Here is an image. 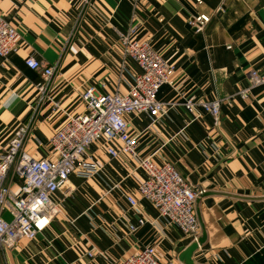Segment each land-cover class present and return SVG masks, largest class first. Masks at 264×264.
I'll return each instance as SVG.
<instances>
[{"label": "crops", "instance_id": "obj_1", "mask_svg": "<svg viewBox=\"0 0 264 264\" xmlns=\"http://www.w3.org/2000/svg\"><path fill=\"white\" fill-rule=\"evenodd\" d=\"M224 3L216 13L222 0H0V13L20 35L17 50L0 57V146L32 119L26 150L48 157L52 134L68 116L85 111L86 87L126 93L140 69L125 54L121 36L135 31L176 67L174 84L158 95L171 104L168 113L157 122L146 113L126 118L142 155L159 164L170 161L204 191L196 212L205 241L193 254L195 263L264 264V87L252 86L248 76L252 68L264 71V0ZM200 12L213 16L196 32L189 19ZM29 56L58 66L46 96L38 90L42 74L26 64ZM250 87L244 99L240 92ZM191 95L231 99L221 107L219 125L202 107L191 121L183 105ZM112 146L119 149L120 143ZM88 154L102 166L99 174L71 175L55 195L63 199L62 213L37 239L2 251L3 264L80 258L86 264H124L147 246L156 247L161 260L184 264L179 255L190 237L138 193L146 173L137 160L127 153L112 158L104 141L93 143ZM128 195L138 199L137 206ZM91 245L104 255L85 257Z\"/></svg>", "mask_w": 264, "mask_h": 264}, {"label": "built area", "instance_id": "obj_2", "mask_svg": "<svg viewBox=\"0 0 264 264\" xmlns=\"http://www.w3.org/2000/svg\"><path fill=\"white\" fill-rule=\"evenodd\" d=\"M196 2L202 4L203 0ZM212 16L200 12L190 17L189 24L196 32L203 31ZM134 32L121 36L125 54L140 69L133 75L126 93H101L93 85L86 87L81 93L85 111L68 116L52 134L49 142L51 155L48 157H35L26 150L32 119L22 123L9 142L0 146V253L16 247L22 239L33 241L46 231L62 213L63 199H56L55 195L68 183L71 175L90 179L99 174L102 166L88 154L90 146L97 141H104L112 158L122 153L132 155L146 173L137 188L138 193L150 200L160 215L176 224L192 242L201 237L196 203L204 191L193 185L170 161L159 164L152 155H142L138 149V137L130 132L126 115L146 113L153 118V122H157L168 113L171 104L160 100L158 95L163 86L174 84L176 72L174 64L156 50L149 39H139L132 35ZM19 39L12 20L0 13V57L8 58L14 53ZM26 64L42 74L44 83L38 86V90L46 96L57 64L50 65L33 56L26 59ZM249 77L252 86L264 87V71L252 68ZM250 92L251 87L245 88L240 95L247 99ZM224 102L231 104V99L206 101L191 95L186 97L183 105L191 121L201 116L202 107L213 115L215 125H219ZM55 106L59 107L57 103ZM262 137L264 140V130ZM114 141L120 143L119 149L112 146ZM127 199L133 206L138 205L134 195H128ZM5 214H9L10 218L7 219ZM145 222L143 218L139 220L140 224ZM129 228L136 230L133 224ZM96 255H104V251L91 245L85 257ZM82 259L67 264H86ZM123 263L172 264L159 259L154 246L130 253ZM0 264L3 263L0 261Z\"/></svg>", "mask_w": 264, "mask_h": 264}, {"label": "water", "instance_id": "obj_3", "mask_svg": "<svg viewBox=\"0 0 264 264\" xmlns=\"http://www.w3.org/2000/svg\"><path fill=\"white\" fill-rule=\"evenodd\" d=\"M205 241V237H200L198 241L191 242L188 246L182 247L179 255L180 261L184 264H196L193 259V254L199 249L200 244Z\"/></svg>", "mask_w": 264, "mask_h": 264}, {"label": "rangeland", "instance_id": "obj_4", "mask_svg": "<svg viewBox=\"0 0 264 264\" xmlns=\"http://www.w3.org/2000/svg\"><path fill=\"white\" fill-rule=\"evenodd\" d=\"M224 2H225V0H222V4H221V5H222V7H221L222 9H223V6H224V4H225ZM221 5H220V6H221ZM222 9H221L219 12H221ZM206 26H207V25H206ZM205 28H206V27H205ZM200 32H201V31H200ZM57 70H58V68H57ZM250 70H251V69H250ZM250 70H249V71H250ZM249 71H248V76H249ZM56 72H57V71H56ZM55 74H56V73H55ZM242 90H243V89H242ZM242 90H241V91H242ZM223 100H224V99H223ZM222 105H223V104H222ZM130 114H131V113H130ZM27 122H28V121H27ZM138 149H139V147H138ZM108 153H109V152H108ZM110 156H111V155H110ZM84 179H85V178H84ZM157 210H158V209H157ZM159 214H160V213H159ZM5 217H6L7 219L10 218L9 214H5ZM190 240H191V239H190ZM191 242H192V241H191ZM0 261L2 262L1 259H0ZM2 263H3V262H2Z\"/></svg>", "mask_w": 264, "mask_h": 264}]
</instances>
